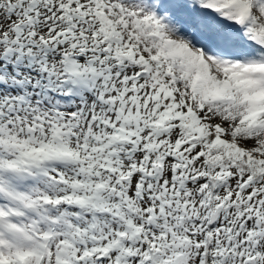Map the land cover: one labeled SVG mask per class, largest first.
<instances>
[{"label": "snow or ice", "instance_id": "1", "mask_svg": "<svg viewBox=\"0 0 264 264\" xmlns=\"http://www.w3.org/2000/svg\"><path fill=\"white\" fill-rule=\"evenodd\" d=\"M0 264H264V0H0Z\"/></svg>", "mask_w": 264, "mask_h": 264}]
</instances>
